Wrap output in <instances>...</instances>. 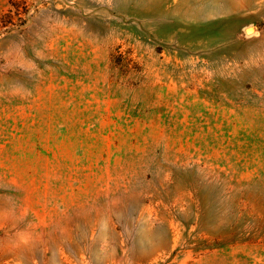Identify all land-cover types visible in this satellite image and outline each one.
<instances>
[{"label":"rangeland","instance_id":"obj_1","mask_svg":"<svg viewBox=\"0 0 264 264\" xmlns=\"http://www.w3.org/2000/svg\"><path fill=\"white\" fill-rule=\"evenodd\" d=\"M0 264H264V0H0Z\"/></svg>","mask_w":264,"mask_h":264},{"label":"trees","instance_id":"obj_2","mask_svg":"<svg viewBox=\"0 0 264 264\" xmlns=\"http://www.w3.org/2000/svg\"><path fill=\"white\" fill-rule=\"evenodd\" d=\"M11 4L14 6L15 2H11ZM118 55L121 58L120 64L122 65V67L129 69L131 65V61H133V59L123 52H119Z\"/></svg>","mask_w":264,"mask_h":264}]
</instances>
